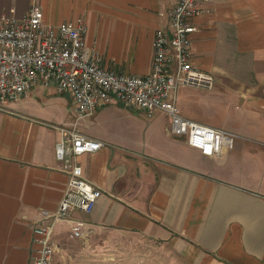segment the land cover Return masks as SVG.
I'll use <instances>...</instances> for the list:
<instances>
[{"label": "crops", "instance_id": "crops-1", "mask_svg": "<svg viewBox=\"0 0 264 264\" xmlns=\"http://www.w3.org/2000/svg\"><path fill=\"white\" fill-rule=\"evenodd\" d=\"M32 4L47 23L85 21L105 67L144 75L174 0H0V17L22 18ZM195 21L192 60L215 84L181 87L177 105L237 133L234 146L206 156L170 134L162 112L101 105L76 128L103 143L78 159L102 195L90 213L72 212L83 238L69 236V221L54 225L52 264H264V0H211ZM210 107L218 123L202 116ZM74 118L53 83L0 102V264H34L33 227L66 184L56 126Z\"/></svg>", "mask_w": 264, "mask_h": 264}, {"label": "built area", "instance_id": "built-area-1", "mask_svg": "<svg viewBox=\"0 0 264 264\" xmlns=\"http://www.w3.org/2000/svg\"><path fill=\"white\" fill-rule=\"evenodd\" d=\"M211 0H174L167 24L152 40L150 71L144 75L118 72L102 64L100 50L88 45L85 21L47 23L41 7L32 4L22 18L0 17V102L17 100L36 83H53L66 91L75 110L70 125L56 126L59 138L55 152L66 184L58 207L41 210L33 227L36 244L34 264H52L54 225L69 221V236L83 238L84 222L72 218L75 210L90 213L102 191L88 180L79 157L98 150L103 143L81 133L78 120L98 107L118 101L151 117L162 112L169 118L168 131L206 156H221L234 146L238 134L182 115L178 91L183 86L211 90L214 75L197 66L191 56V35L196 19L208 10Z\"/></svg>", "mask_w": 264, "mask_h": 264}, {"label": "rangeland", "instance_id": "rangeland-1", "mask_svg": "<svg viewBox=\"0 0 264 264\" xmlns=\"http://www.w3.org/2000/svg\"><path fill=\"white\" fill-rule=\"evenodd\" d=\"M99 38V41L98 42H101V37H98ZM102 57V55H101ZM53 97H57L59 99H61L60 97H64V96H60V95H54ZM65 98H63V101H64ZM220 102L216 101V104L220 105L219 104ZM212 105H215V103L212 102ZM178 106V105H177ZM202 112V116L203 117H209V118H212L213 120H215L216 122L215 123H218L219 120L221 118H223V115L220 114L219 112H217L216 110H213V107H210V108H207V109H204V110H201ZM225 116V115H224ZM146 118V117H145ZM147 119V118H146ZM76 239V238H75Z\"/></svg>", "mask_w": 264, "mask_h": 264}]
</instances>
